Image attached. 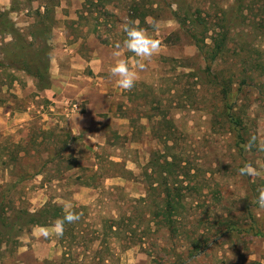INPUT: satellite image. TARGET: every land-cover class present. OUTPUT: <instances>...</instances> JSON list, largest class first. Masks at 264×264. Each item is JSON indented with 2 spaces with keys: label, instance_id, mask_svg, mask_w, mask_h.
Segmentation results:
<instances>
[{
  "label": "rangeland",
  "instance_id": "374dc122",
  "mask_svg": "<svg viewBox=\"0 0 264 264\" xmlns=\"http://www.w3.org/2000/svg\"><path fill=\"white\" fill-rule=\"evenodd\" d=\"M0 4L12 8L22 36H12L13 42L22 39L27 46L39 12L47 6L53 11L48 51L39 52L42 44L3 45L0 80L9 78L7 61L22 54L32 64L49 53L52 77L73 82L83 73L105 95V101L96 99L101 110L95 105V117L80 118L86 131L68 144L70 103L63 110L43 99L30 78L12 90L0 82V102L31 109L16 119L0 113V264H264V236L256 235L264 233V209L255 203L264 187V0ZM136 15L149 22L139 25ZM129 21L157 39L159 48L141 61L143 70L133 53L121 49L137 73L134 86L124 90L109 68L114 45L125 38L120 26ZM153 21L158 31L150 27ZM1 26L7 33L4 19ZM223 40L225 50L213 60ZM98 45L107 64L97 76L83 60L73 67L77 53L88 60ZM227 106L240 119L244 143ZM74 111L83 114L85 105L80 101ZM166 160L171 174L162 177L156 171ZM245 164L256 175H240ZM164 182L178 194L180 210L171 217L176 233L158 211L166 204ZM65 206L79 219L67 223L73 233L62 239L60 219L53 216L64 215ZM41 216L52 223L28 224ZM46 227L49 234L36 241L33 230Z\"/></svg>",
  "mask_w": 264,
  "mask_h": 264
},
{
  "label": "crops",
  "instance_id": "0c3cea01",
  "mask_svg": "<svg viewBox=\"0 0 264 264\" xmlns=\"http://www.w3.org/2000/svg\"><path fill=\"white\" fill-rule=\"evenodd\" d=\"M1 5V4H0ZM4 14L6 18L8 19L7 22L10 23V25L14 26V23L12 21V8L8 7H0V15ZM15 30H17L14 26ZM0 48L3 45L9 46L11 42H13V37L11 34L7 33H2V30L0 28ZM20 32L19 30H17ZM5 36V38H3ZM101 45H98V49L96 48L95 51L93 52V57L86 60L82 56L80 57L79 54L77 53V57L74 58L73 62H75V66L73 67H79L80 66V61L83 60L84 65H87V67L90 68L92 71V77L93 75H98L101 69L104 68L105 64H107V57L102 55V52L100 51ZM2 49V48H1ZM0 49V51H1ZM1 54V53H0ZM4 58V57H3ZM4 60V59H0ZM7 65L5 66L8 69L7 75H9V78H6L4 80H0V82H9L10 83V88L8 90H12L15 88L16 84L22 83H27L28 78L33 79L34 81L35 78L31 76L30 74L26 73L25 71L22 70H17L11 64L9 61H7ZM86 63V64H85ZM0 68H2L0 64ZM52 70L50 69V72ZM74 76H78L80 72L74 71ZM77 73V74H76ZM21 75V76H18ZM27 79V80H24ZM52 80V88L38 92L39 95H42L43 99H53L54 102L58 103L62 107L63 110H66L68 107L67 104H71L72 108L67 110H72V114L70 115L71 118V130L73 133V136L79 135L82 131H86L85 129L88 128V124L86 123H80V118L84 122H88V120H91L92 117H95V113L93 112V109L96 105L98 110L100 109V103L97 102L96 99L99 97L103 98L105 101V95L102 86L100 84L95 83L90 76H85L83 73H80V76L75 78V81L70 82L69 80L63 78V75H55L51 76ZM98 85V86H97ZM21 86H24L21 85ZM27 86V85H26ZM21 92L19 91V94ZM38 98V97H36ZM83 103L85 105V112L83 114L77 113L74 110H79V102ZM102 102V101H101ZM104 104H102L103 110L104 109ZM22 109H15L12 107H7L5 106L2 102H0V113L3 115H7L9 118L10 116H14L15 119L18 117L22 116H27L28 110H31L30 108H26L24 111H21ZM101 110V109H100ZM2 120V119H1ZM44 228H38L33 230V237H36V241H41V238L43 236H47L49 232L51 231V227H46V230H43ZM38 264V263H37Z\"/></svg>",
  "mask_w": 264,
  "mask_h": 264
},
{
  "label": "trees",
  "instance_id": "16d2710c",
  "mask_svg": "<svg viewBox=\"0 0 264 264\" xmlns=\"http://www.w3.org/2000/svg\"><path fill=\"white\" fill-rule=\"evenodd\" d=\"M92 1L93 0H86V3L89 4V5H92ZM136 12H138V6L135 7L134 9ZM53 14V11L51 10V8L49 6H47L46 10L44 11V13H40L39 12V18H38V22H37V29L35 30H32V33H31V37L33 39V42H31L30 45L27 46L26 44V41L22 40L21 39V43H14L12 42V44L10 45H15V48L16 49H25V48H29V46L31 47L34 44H42V46L44 48H42L41 50H39V52H43V51H48V44L47 42L52 38L53 34H52V29H49V28H52L51 27V24L53 23V19H52V15ZM5 20L6 23L7 22V18L4 14H1L0 15V28L2 30V27L1 26V22L2 20ZM135 20H139V25H142V24H145V17H140L138 15L135 16ZM42 25L43 27H38ZM8 26H9V30L7 31V33L11 34L12 36H15L14 38L16 39V36H21L20 33L18 34V31L13 29L12 25H10V23H8ZM12 28V29H11ZM1 32V31H0ZM2 33H6V31L4 32L2 30ZM22 37V36H21ZM24 39V38H23ZM26 44V46H25ZM225 40H223L220 44H218L217 48H216V51L214 52L213 54V57L212 59L213 60H216L218 59L219 57H221V54L223 53V51L225 50ZM21 53H25V51H19ZM11 64H13L12 67H14L15 69L17 70H22V71H25L26 73L30 74L31 76H33L36 80V86H37V90L38 92H41V91H45V90H48V89H51L52 88V80H51V72H50V69H51V66H50V62H51V59L49 57V53L46 54L45 57H39L38 59H36L33 63L31 64L30 61L28 60V57L25 56V55H22L14 60V59H11L10 60ZM226 89V88H225ZM227 118L228 120L233 123L236 128L239 127V139L242 140L243 142L241 143H244V136L242 135V128H240L242 126L241 122H240V119L236 117V114L234 113V109L232 106H227ZM241 129V130H240ZM74 140V136L72 134H69L68 136V144L71 143V141ZM66 143V145H67ZM161 168L158 169L156 171V173H158L159 175H161L162 177H169L170 174H171V171L167 168V167H171L172 164L170 162H168L167 160L165 161V164H161L160 165ZM24 179H26L25 177L21 178L19 180V182H22ZM168 178H164V180L166 181ZM167 182H164V187L165 189L163 190L165 192V195H166V204H165V207L163 208H158V211H159V214H161L163 216V220H165L168 224V229L171 230L172 233H176L177 229L175 228V224H174V221L172 220V215L173 214H178L179 212V201L176 199V197H178V194H176L174 192V190L172 191L171 188L168 187V185L166 184ZM177 195V196H176ZM0 211L2 210L4 204H5V195H3L1 198H0ZM54 216H53V221L56 220V219H60V227L62 228V232H61V237L62 239H67L69 236H72V227L70 228V226L67 224V222H63L61 223L62 221V218L64 215H62L60 212H54ZM40 219H44V216L41 218H36V217H31L29 220H28V224H31L32 226H42V227H45V226H49L51 223H52V219H44V220H40ZM2 220L1 218V214H0V221ZM162 220V221H163ZM256 235H260V236H264V233L263 231H261L260 229L256 232Z\"/></svg>",
  "mask_w": 264,
  "mask_h": 264
},
{
  "label": "clouds",
  "instance_id": "9594fccd",
  "mask_svg": "<svg viewBox=\"0 0 264 264\" xmlns=\"http://www.w3.org/2000/svg\"><path fill=\"white\" fill-rule=\"evenodd\" d=\"M146 23L149 21L146 18ZM150 27L153 31H158V24L156 22H151ZM120 29L124 33V40L121 44L117 42L114 45V50L112 56L114 58V63L109 68V74L111 77L115 78L116 85L124 90L131 89L136 82V71H134L129 63L121 58V49H126L137 57V68L143 70L145 67L144 63H141L145 58L151 59L159 48V41L143 28L137 25L136 21H129L120 26ZM240 175L254 176L256 175L255 170L252 165L245 164L239 170ZM256 205L264 209V187L258 189V195L255 201ZM79 219V216L72 211L68 210V206H65L64 216L61 223H73Z\"/></svg>",
  "mask_w": 264,
  "mask_h": 264
}]
</instances>
